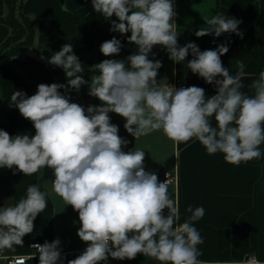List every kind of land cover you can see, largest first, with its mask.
Listing matches in <instances>:
<instances>
[{
	"label": "clouds",
	"instance_id": "clouds-1",
	"mask_svg": "<svg viewBox=\"0 0 264 264\" xmlns=\"http://www.w3.org/2000/svg\"><path fill=\"white\" fill-rule=\"evenodd\" d=\"M91 6L111 21V32L130 33L127 40L136 52L93 65L99 74L87 81L73 45H62L47 62L63 69L66 84L41 83L31 96L23 91L11 95L9 107L32 122L35 135L12 136L0 129V168L13 169L14 175L17 171L32 175L44 167L53 170L52 189L78 213L81 226L76 234L87 244L67 264H107L109 257L133 260L138 254L160 264H205L198 259L202 252L197 248L204 240L193 226L204 217V207L189 205L186 211L191 215L181 223L179 200L170 196L169 178L159 182L155 172L145 171L144 150H122L129 141L118 135L109 113L123 117L125 130L136 140L155 131L176 143L195 138L208 155L220 153L225 162L238 166L262 155L264 70L248 85L249 95L241 90L247 75L244 62L236 61L235 74L223 66L227 44L204 51L194 42L180 46L173 0H91ZM61 10L69 12L66 3ZM113 15L118 22L111 20ZM203 19L207 26L195 31L198 38L225 33L243 38L241 20L223 14ZM156 45L174 63L185 62L191 54L187 69L212 85L215 94L206 96L205 89L195 85L175 88L158 82L162 62L149 59L150 54L155 56ZM122 47L114 36L100 45V52L111 57ZM84 85L100 106L85 109L71 102L69 93H79ZM47 195L38 185H29L17 204L0 207V250L24 246L23 237L33 232L37 215L47 207ZM29 247L36 250L31 259L39 254V264H64L58 237ZM14 264H25V258L16 257ZM221 264L264 261L253 253Z\"/></svg>",
	"mask_w": 264,
	"mask_h": 264
},
{
	"label": "crops",
	"instance_id": "crops-1",
	"mask_svg": "<svg viewBox=\"0 0 264 264\" xmlns=\"http://www.w3.org/2000/svg\"><path fill=\"white\" fill-rule=\"evenodd\" d=\"M22 10L30 16L35 27L34 46L23 51L13 60V66L23 78L32 85V93L37 85L61 83L67 78L62 75L60 67L47 61L54 52L59 51L66 43L73 45L85 71L83 78L90 81L95 64L105 59L123 60L136 52V46L128 43L130 33L121 35L110 31L111 21L105 20L102 14L95 12L91 0H65L68 8L77 12L79 17L91 28L79 29L76 25H55L52 21L53 0H23ZM177 15L178 44L194 42L201 51L215 49L219 44H227L229 51L221 57L223 66L232 74L236 72V61L242 60L246 76L242 78V91L251 95L248 85L264 70V0H173ZM223 14L241 20L239 30L243 32L241 39L237 35L222 34L220 37H196L195 31L204 25L203 17ZM6 16L5 0H0V46L10 35V28L3 18ZM111 20H117L113 15ZM118 22V20H117ZM121 40L123 45L119 55L105 57L100 52V45L113 37ZM215 41V42H213ZM149 59H158L162 67L158 70L157 81L164 86L179 79L187 87L198 86L205 89L206 96L215 94V88L186 67L191 54L185 62L174 63L162 46L156 45ZM175 69V74L173 70ZM63 93V89L60 90ZM71 102L87 108L89 105L100 106L98 98L88 95V86L81 87L79 93H69ZM11 112L9 102L0 93V129L14 136L7 126V115ZM110 122L118 126V135L129 141L122 150L141 149L145 151V171L155 172L159 182H164L165 174L171 173L174 182L169 184L171 198L179 200L181 223L191 215L186 208L203 206L204 217L193 226L200 232L204 240L197 246L202 255L199 260L205 264H221V262L241 260L255 254L264 261V143L260 145L261 158L241 164L232 165L217 153L208 155L206 149L195 138L188 143H176L168 139L162 131H155L136 140L125 128V119L115 113H109ZM215 126L214 117L211 118ZM32 123V122H31ZM33 125V124H32ZM35 130V129H34ZM51 179H43V169L32 175L21 172L13 174V169L0 168V207L14 206L21 197L26 196L29 185H38L46 192L47 207L37 215L33 232L23 237L24 246L14 245L13 249L0 250L3 257L29 256L35 251L32 244L52 242L57 237L61 240L64 264L73 259L76 251L85 250L87 244L77 236L80 222L78 213L71 205L55 194ZM0 264H7L0 259ZM27 264H39L38 256L29 258ZM104 264V262H100ZM107 264H160L159 261L138 254L133 260H114L109 257Z\"/></svg>",
	"mask_w": 264,
	"mask_h": 264
},
{
	"label": "trees",
	"instance_id": "trees-1",
	"mask_svg": "<svg viewBox=\"0 0 264 264\" xmlns=\"http://www.w3.org/2000/svg\"><path fill=\"white\" fill-rule=\"evenodd\" d=\"M23 0H5L6 16L3 21L10 28L9 37L0 46V93L4 100L9 99L14 91H23L27 96L33 95L32 85L29 84L19 71L13 66V60L22 55L23 51L34 46L35 27L30 16L23 13ZM52 21L55 25H76L79 29H90L91 27L83 21L76 11L64 12L61 10L59 0L52 2ZM62 75L65 73L62 69ZM7 126L11 128L14 135H35L31 121L22 117L19 110L11 108L7 115ZM43 179L49 180L53 176V170L44 167Z\"/></svg>",
	"mask_w": 264,
	"mask_h": 264
},
{
	"label": "built area",
	"instance_id": "built-area-1",
	"mask_svg": "<svg viewBox=\"0 0 264 264\" xmlns=\"http://www.w3.org/2000/svg\"><path fill=\"white\" fill-rule=\"evenodd\" d=\"M168 87H171V86H174L175 88H182V87H187L185 84H183L178 78L177 79H175L172 83H170V84H168L167 85ZM169 178V184L170 183H173L174 182V177H173V175L171 174V173H166L165 174V180L166 179H168ZM164 180V181H165ZM34 251H35V253H36V250L34 249V248H32ZM83 252V250H80V251H76V252H74L73 254H72V258L73 259H75L78 255H80L81 253ZM34 253V254H35ZM34 254H31V255H29V256H13V257H3L2 255H1V253H0V259H4L6 262H7V264H14V259L16 258V257H24L25 258V264H27V261H28V259L29 258H31ZM37 256H39V254L37 253L36 254V256L35 257H37Z\"/></svg>",
	"mask_w": 264,
	"mask_h": 264
},
{
	"label": "water",
	"instance_id": "water-1",
	"mask_svg": "<svg viewBox=\"0 0 264 264\" xmlns=\"http://www.w3.org/2000/svg\"><path fill=\"white\" fill-rule=\"evenodd\" d=\"M59 2H60V5H62L65 3V0H59Z\"/></svg>",
	"mask_w": 264,
	"mask_h": 264
}]
</instances>
